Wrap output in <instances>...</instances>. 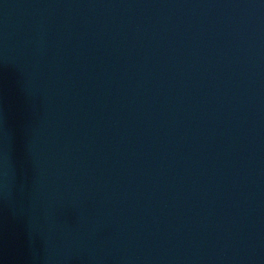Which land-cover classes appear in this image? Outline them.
Instances as JSON below:
<instances>
[{"label":"water","instance_id":"95a60500","mask_svg":"<svg viewBox=\"0 0 264 264\" xmlns=\"http://www.w3.org/2000/svg\"><path fill=\"white\" fill-rule=\"evenodd\" d=\"M0 264H264V0H0Z\"/></svg>","mask_w":264,"mask_h":264}]
</instances>
